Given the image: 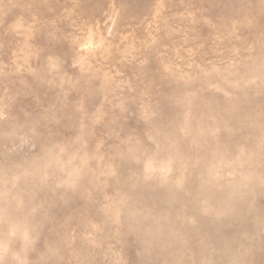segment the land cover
<instances>
[{
    "label": "rangeland",
    "instance_id": "obj_1",
    "mask_svg": "<svg viewBox=\"0 0 264 264\" xmlns=\"http://www.w3.org/2000/svg\"><path fill=\"white\" fill-rule=\"evenodd\" d=\"M0 264H264V0H0Z\"/></svg>",
    "mask_w": 264,
    "mask_h": 264
}]
</instances>
